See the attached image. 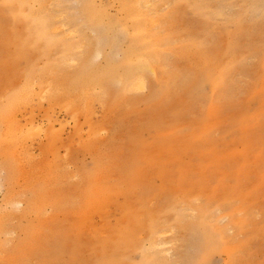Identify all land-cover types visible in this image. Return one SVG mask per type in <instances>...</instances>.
<instances>
[{
  "label": "rangeland",
  "instance_id": "374dc122",
  "mask_svg": "<svg viewBox=\"0 0 264 264\" xmlns=\"http://www.w3.org/2000/svg\"><path fill=\"white\" fill-rule=\"evenodd\" d=\"M144 1L156 71L120 98L95 90L98 144L85 149L83 117L55 106L65 145L53 160L45 103L33 125L23 109L0 120V264H264V0ZM87 2L129 29L120 0H0L1 108L27 82L75 73L90 50L98 65L119 58L96 46ZM41 17L51 51L15 55L7 43ZM207 65L214 81L195 90ZM96 165L105 200L84 225Z\"/></svg>",
  "mask_w": 264,
  "mask_h": 264
},
{
  "label": "bare ground",
  "instance_id": "6f19581e",
  "mask_svg": "<svg viewBox=\"0 0 264 264\" xmlns=\"http://www.w3.org/2000/svg\"><path fill=\"white\" fill-rule=\"evenodd\" d=\"M10 1L7 0L8 3ZM145 4L146 2L144 0H120L119 11L129 21L128 29L119 19L109 17L105 9H97L87 2L85 7L87 11L86 21L91 23L94 31L97 33L96 46L99 49L100 45L105 44L116 53H119V58L108 56L104 59L102 65H98L93 62V52L90 50L81 61L78 70L71 75H66L57 80L54 86L40 81H37L35 85L30 82L31 86H29L30 84L28 85V82L27 86L24 83L26 87L21 88V90H14L8 97L9 105L7 109L0 107V120L6 119L8 122H11L8 118L12 114L11 116L9 114L23 109L28 115L30 124L33 125L32 114L34 105L40 106L45 103L49 111L46 117L45 134L51 144L53 160L57 157L56 150L65 145L61 141V132L64 124L58 120L59 118L57 119L51 115L50 112L55 106L64 110L73 122L78 117H83L88 128L86 138L84 140L81 139L82 146L85 149L90 150L93 145L98 144L99 140H101L102 128L100 125L90 123L93 116L92 105L95 101L99 100L93 94L95 90H103L105 94L111 95L113 98H120L130 90H142L145 87L144 79L150 75H154L156 71L155 62L158 59L159 52L157 44L151 40L145 31V25L142 19V7ZM45 20L41 17L35 23L34 27L28 30L24 42L17 40L13 44L7 43L8 46H13V49H16L14 50L15 55L20 56L25 53L27 47L31 44L43 54H47L49 50L51 51L48 47V41L43 36L44 29L46 28L44 24ZM27 38H31L32 40L30 41ZM42 41L44 43H41ZM121 45L122 47L120 48ZM98 49L97 52H99ZM227 49L229 51L232 47L228 46ZM202 69L203 73H201L200 77L193 84L195 90H200L205 83H213L214 81L211 67L207 65L205 67L203 66ZM51 86L53 87L51 88ZM163 93V88L158 87L152 91L151 96L157 97L161 94L163 95ZM152 123L154 126H158L156 124L157 121L154 119H152ZM74 133L78 135L80 128L75 126ZM33 134V132L29 131L25 133V137ZM146 157L147 152L143 148L139 155V163L143 162ZM99 173V166L96 165L91 172L85 175L87 187L85 206H87V211L81 215V221L84 225L88 223L89 210L97 207V205L102 207V204H104V195L98 190L100 181Z\"/></svg>",
  "mask_w": 264,
  "mask_h": 264
}]
</instances>
